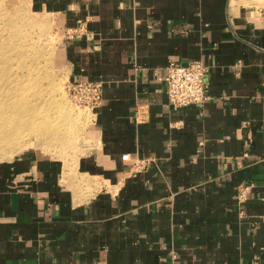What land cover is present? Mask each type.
Returning <instances> with one entry per match:
<instances>
[{"label": "crops", "instance_id": "crops-1", "mask_svg": "<svg viewBox=\"0 0 264 264\" xmlns=\"http://www.w3.org/2000/svg\"><path fill=\"white\" fill-rule=\"evenodd\" d=\"M29 2L64 33L83 27L62 65L100 81L102 102L73 160L0 161V264H264V8ZM168 59L206 67L202 104L167 102Z\"/></svg>", "mask_w": 264, "mask_h": 264}, {"label": "rangeland", "instance_id": "rangeland-1", "mask_svg": "<svg viewBox=\"0 0 264 264\" xmlns=\"http://www.w3.org/2000/svg\"><path fill=\"white\" fill-rule=\"evenodd\" d=\"M264 8V0H256ZM66 34L29 0H0V161L26 150L71 161L84 153L91 110L67 90Z\"/></svg>", "mask_w": 264, "mask_h": 264}, {"label": "built area", "instance_id": "built-area-1", "mask_svg": "<svg viewBox=\"0 0 264 264\" xmlns=\"http://www.w3.org/2000/svg\"><path fill=\"white\" fill-rule=\"evenodd\" d=\"M83 27L78 25L75 29L65 31L67 36L81 34ZM162 72H155L159 81L165 84L167 102L174 106H188L191 104H202L208 98L207 69L198 60L181 62L176 59H168ZM68 93L72 101L79 106L87 107L91 111L102 102V83L92 80L69 81ZM123 160L128 155L121 156ZM147 160L141 161L140 168H144ZM248 187H240L238 199L244 198ZM171 264H176L175 262Z\"/></svg>", "mask_w": 264, "mask_h": 264}]
</instances>
